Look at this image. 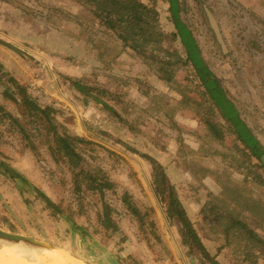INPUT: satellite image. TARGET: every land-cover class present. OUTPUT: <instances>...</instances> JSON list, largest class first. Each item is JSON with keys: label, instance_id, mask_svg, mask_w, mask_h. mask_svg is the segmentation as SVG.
<instances>
[{"label": "rangeland", "instance_id": "374dc122", "mask_svg": "<svg viewBox=\"0 0 264 264\" xmlns=\"http://www.w3.org/2000/svg\"><path fill=\"white\" fill-rule=\"evenodd\" d=\"M135 1L158 12L166 34L176 32L168 3ZM178 1L180 21L195 35L207 68L244 109L241 74L249 77L255 69L251 55L264 61L258 43L264 25L255 29L254 16L234 0ZM207 3L215 14L204 13L211 10ZM165 48L186 58L180 38L168 39ZM69 78L84 82L91 96L75 90ZM201 81L191 66L178 64L166 74L141 63L72 0H0V149L18 143L34 155L45 180L37 189L0 157V230L65 249L88 264H264V246L254 250L248 232L249 238L238 232L227 237L225 221L212 211L224 205L209 198L206 183L222 185L223 171L235 170L247 178L246 197L260 198L264 171L237 162L254 159L235 137L212 135ZM204 156L214 162L204 164ZM158 173L163 182L155 185ZM94 175L116 184L103 200L95 183L89 189ZM77 181L84 194L75 192ZM171 196L195 233L209 230L216 238L198 236L194 243ZM202 196L211 216L202 221L195 215L193 223L185 204ZM105 204L120 227L115 235L99 221ZM250 226L264 231L263 224Z\"/></svg>", "mask_w": 264, "mask_h": 264}, {"label": "trees", "instance_id": "16d2710c", "mask_svg": "<svg viewBox=\"0 0 264 264\" xmlns=\"http://www.w3.org/2000/svg\"><path fill=\"white\" fill-rule=\"evenodd\" d=\"M72 1L89 10L95 19L106 26L112 33V36L122 44V47L131 52L132 56L141 63L159 66L166 74H168L172 67L178 64L191 66L196 78H202L200 87L203 91L198 86L200 92L208 96V103H210V105L206 108L207 115H203V118L212 135L220 140H224L226 136L235 137L236 143L238 142L241 144L239 148L248 152L255 160L252 167L264 171V144L256 136V129L258 132H263L262 127L257 122L256 117L252 116L253 121H251L248 117L244 116L246 115V111L241 105H237L232 99H229L230 97L222 82L213 75L209 68H207L200 47L195 40V35L193 36L192 31L180 21L179 14L183 9H181L178 0H162L164 3L166 2L169 4L168 12L176 28L174 34H166L159 28L160 15L157 11L135 0ZM140 9L146 11V17L138 15ZM134 11L136 14L131 13ZM206 12L207 15L212 14L211 10L208 11L207 9L204 13ZM212 28L214 27L212 26ZM177 38L181 39V43L186 52V58H183L177 51L165 48L168 39L177 40ZM205 80L209 81L206 82ZM69 82L75 90L83 95L91 96V93H93V90L81 80L69 78ZM104 106L107 110L112 111L107 105ZM40 112L43 115L45 114V112ZM212 118H216V121H213ZM153 166L156 167L159 165L153 163ZM162 176V173H158L154 176L153 182L155 185L163 182L160 181ZM80 177L84 178V174L81 173L80 176H77V179ZM93 178L94 182L90 184L89 189L91 190L92 188L94 191L93 187L95 183L98 187L97 193L102 200L105 199L106 191L113 190L116 187V184L108 177L101 178L94 175ZM76 185L75 192L79 195L84 194L78 181ZM160 191L164 193L163 189H160ZM228 192L237 206H239L240 213L234 214L229 211H224L218 206L212 207V211L215 213L218 212L216 214L218 219L225 221L222 226V232L227 237L233 232H238L240 235L247 236L245 232H248L250 237L257 243V245H255L249 241L253 245L252 248H254V250L260 249L261 246H264V240L251 228L245 216L246 214H251L260 220V224L264 225V205L260 202L248 199L240 190L235 192L228 190ZM80 200L84 202L85 198L81 197ZM125 202H127V200H125ZM170 205L173 206L175 214L181 219L183 224L186 222L184 227L190 228L193 242L199 244L200 240L198 239V235H196L192 229L186 214L183 211L178 212L179 204L175 206V203L172 201V196ZM99 221L105 231L111 232L112 235H115L120 230L118 224L111 218V212L108 210L106 204L103 209L102 217H99Z\"/></svg>", "mask_w": 264, "mask_h": 264}, {"label": "crops", "instance_id": "0c3cea01", "mask_svg": "<svg viewBox=\"0 0 264 264\" xmlns=\"http://www.w3.org/2000/svg\"><path fill=\"white\" fill-rule=\"evenodd\" d=\"M234 1L239 3L241 7H243L245 10H247L254 16V18L256 19L255 29H258V26L262 28V25H264V0H234ZM207 6L210 7L211 3H207ZM211 12L212 14H215L216 12L214 9H212V6H211ZM258 43L259 45L264 46L263 36H259ZM250 62H251V67L252 65H255V69L251 68L249 77H244L246 73L241 74V77H243L244 81H243V85L240 84L239 88L241 92L240 97H241V100H243V102L240 103V99H239V103L246 104L244 108V110L246 111V115L244 116L248 117L251 121H253L252 116L257 118V122L260 124L263 130V132L261 131L259 133L263 137L262 140L264 141V61H262L261 59H257L256 61L253 55H251ZM246 78L251 79L250 84L245 83ZM11 138L12 139L10 142H14L15 137L12 136ZM7 140H8L7 136L4 135V139L2 142H5ZM259 140L263 143V141L260 138ZM166 145L168 146L169 144L167 143ZM226 147L227 145H225V142H224L221 147V149H223V152H224V148ZM191 148H194V147H191ZM153 149H154V146L151 147L150 150H153ZM2 156L5 157L7 161L9 162L11 161L12 163L11 168L20 177H23L26 180V182L33 184L34 187H36L37 189L45 188V180L43 177L42 170L39 167V163H37L35 157H33L34 155H32L30 152H26L23 148L19 147L18 143L11 144L9 146L4 145L0 149V157ZM175 156H177V158H181L182 154H177ZM219 159L220 158H218V160ZM174 162L179 163L178 160ZM203 162L204 164H207L208 162H214V158L209 156V158L207 159L206 156H204ZM237 162L240 164H244L245 166H247L248 164L255 163L254 160H250V159L247 161H244L245 163L240 162V160H237ZM5 169L9 171L11 174H13V171L10 168L5 167ZM185 173L190 174L186 169H185ZM222 175L224 176L223 179L225 180V182L223 181L222 185H219V183L216 184L212 181L209 183H206V186L210 188L209 198L212 197L213 199H215L216 202H220L219 205L221 206L224 205V208L221 207L223 208L224 211H229L234 214H239L240 208L239 206H237V204L231 197L228 190L233 191V192L240 190L246 196L247 190L249 188L247 187V184H246L247 178L244 176V174L236 172L235 170H233V172L231 170L223 171ZM13 176L16 177V175L14 174ZM223 189H225L228 192V194H225L223 192ZM211 193L213 195L210 196ZM203 197L204 196L200 198L196 197L194 200H191L188 203V205L185 204V208L187 210L186 212H188L189 215L191 216V221L193 223L197 220L195 215L201 214L200 219L202 221H207L211 216V212L206 210V201L203 199ZM247 198L253 201L260 202L261 204L264 205V197L259 198L257 197L256 193L254 194L250 193V196ZM245 217L250 225L254 224L255 226H257L260 224V220H258L251 214H246ZM253 230L264 240V231L262 229L253 228ZM197 234L201 238L203 237L209 238V239L216 238L209 230L202 232V233L198 232ZM234 236H239V235L237 233H233L232 237Z\"/></svg>", "mask_w": 264, "mask_h": 264}, {"label": "bare ground", "instance_id": "6f19581e", "mask_svg": "<svg viewBox=\"0 0 264 264\" xmlns=\"http://www.w3.org/2000/svg\"><path fill=\"white\" fill-rule=\"evenodd\" d=\"M28 249V250H27ZM0 264H88L73 257L67 250L41 245L32 248H20L14 244H5L0 239Z\"/></svg>", "mask_w": 264, "mask_h": 264}, {"label": "water", "instance_id": "95a60500", "mask_svg": "<svg viewBox=\"0 0 264 264\" xmlns=\"http://www.w3.org/2000/svg\"><path fill=\"white\" fill-rule=\"evenodd\" d=\"M0 239H2L5 242V244H14V245L19 246L20 248H32V246L39 245L38 243L33 242L30 239H27L21 235L11 234L8 232H4L2 230H0ZM41 246L54 248V247L44 246V245H41Z\"/></svg>", "mask_w": 264, "mask_h": 264}]
</instances>
